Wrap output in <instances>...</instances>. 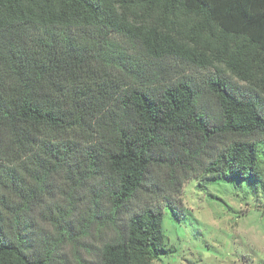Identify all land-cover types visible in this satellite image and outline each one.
I'll return each instance as SVG.
<instances>
[{
	"label": "trees",
	"instance_id": "obj_1",
	"mask_svg": "<svg viewBox=\"0 0 264 264\" xmlns=\"http://www.w3.org/2000/svg\"><path fill=\"white\" fill-rule=\"evenodd\" d=\"M176 12L195 16L209 62L264 90V0H0V264H63L60 248L78 256L91 229L98 264H152L173 251L162 208L182 213L186 179L253 170L264 141L258 91L211 72L201 79L209 113L191 76L143 83L120 43L206 62L160 23ZM54 181L58 199L41 207ZM30 211L48 225L33 242Z\"/></svg>",
	"mask_w": 264,
	"mask_h": 264
},
{
	"label": "rangeland",
	"instance_id": "obj_2",
	"mask_svg": "<svg viewBox=\"0 0 264 264\" xmlns=\"http://www.w3.org/2000/svg\"><path fill=\"white\" fill-rule=\"evenodd\" d=\"M158 19L167 25L164 29L173 34L170 36L174 40L204 55L205 67L198 64L203 62L179 56L155 58L141 55L135 46L120 40L126 55L134 58L137 68L144 72L141 82H161L185 73L201 87L199 102L202 107L213 113L212 98L201 79L219 70L233 85L248 92L258 91L264 101V90L254 82L240 80L219 61L209 62L211 55L204 46L194 42V39L197 41L200 36H206L192 33L194 15L163 13ZM147 21L152 20L148 18ZM208 177L204 173L194 174L182 183L180 199L175 203V211H181L180 215L168 207L162 208L163 240L165 246L173 248V251L160 254L151 260L152 264H264V141L257 142L256 164L245 179L210 180ZM59 187L55 181L51 184L41 207L58 199ZM27 225L28 239L32 242L41 227L48 229L47 224L39 221L35 211H30ZM90 232L82 239L89 246L80 247L78 256L86 263L98 264L100 238L92 235L93 229ZM73 251L66 244L60 248L57 257L63 264H78L79 257Z\"/></svg>",
	"mask_w": 264,
	"mask_h": 264
}]
</instances>
